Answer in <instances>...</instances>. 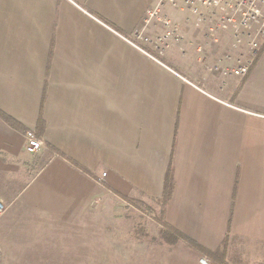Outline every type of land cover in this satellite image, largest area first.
Masks as SVG:
<instances>
[{"label": "crops", "instance_id": "1", "mask_svg": "<svg viewBox=\"0 0 264 264\" xmlns=\"http://www.w3.org/2000/svg\"><path fill=\"white\" fill-rule=\"evenodd\" d=\"M156 2L0 0V112L14 121L0 116L1 261L21 222L85 237L106 199L158 201L171 160L164 222L221 246V264H264V47L228 79L207 69L221 47L194 59L186 25L157 63L129 43ZM26 131L46 144L34 155Z\"/></svg>", "mask_w": 264, "mask_h": 264}, {"label": "rangeland", "instance_id": "2", "mask_svg": "<svg viewBox=\"0 0 264 264\" xmlns=\"http://www.w3.org/2000/svg\"><path fill=\"white\" fill-rule=\"evenodd\" d=\"M211 65L208 62V68ZM27 193V189L21 191L16 205ZM127 203L124 200L118 205L104 200L96 235L92 229H86L85 237L79 234L61 236L66 224L63 226L58 220H39L34 229L25 227L26 221L21 222L22 229L17 230L19 235L15 232L13 257L0 260V264H221V246L208 249L214 253L212 257L179 239L167 242L161 233L166 228L156 219L160 214V205L156 202ZM29 232L51 236L34 238L27 235ZM79 238L83 243L79 244ZM245 262L248 264L247 259Z\"/></svg>", "mask_w": 264, "mask_h": 264}, {"label": "built area", "instance_id": "3", "mask_svg": "<svg viewBox=\"0 0 264 264\" xmlns=\"http://www.w3.org/2000/svg\"><path fill=\"white\" fill-rule=\"evenodd\" d=\"M186 25L194 29L188 40L194 47L196 61L206 63L205 50L210 45L219 46L220 54L207 69L228 79H241L249 73L264 47V0H157L145 13L143 29L129 43L161 63L159 59L164 53L179 48L187 40ZM25 140V151L30 155L46 146L33 131L25 132ZM5 209L0 202V216Z\"/></svg>", "mask_w": 264, "mask_h": 264}, {"label": "trees", "instance_id": "4", "mask_svg": "<svg viewBox=\"0 0 264 264\" xmlns=\"http://www.w3.org/2000/svg\"><path fill=\"white\" fill-rule=\"evenodd\" d=\"M263 49V48H262ZM0 116L5 119L6 121L8 122H13L12 119L6 115H4L3 113L0 112ZM172 161L170 160V163H169V168H168V171L166 173V176H165V182H164V189H163V194H162V197L160 198V200L156 201V203L158 205H160V214L159 216L156 217L157 221L159 222V224H161V226L166 230H163L161 233H162V236H164V239L167 241V242H172V241H176L178 240L179 238L180 239H183L187 244H189L192 248H195L197 249L200 253H203L205 255H211L214 253H212L211 251H208V249L202 247L201 245H199L197 242L183 236L181 233L171 229L165 222H164V219H163V215H162V209L163 207L166 205L167 201L170 199V196H171V192H172ZM132 203L134 204H138V202L136 201H131ZM216 252V251H214ZM213 255H211L213 257Z\"/></svg>", "mask_w": 264, "mask_h": 264}]
</instances>
